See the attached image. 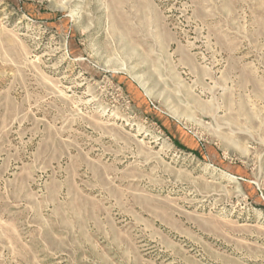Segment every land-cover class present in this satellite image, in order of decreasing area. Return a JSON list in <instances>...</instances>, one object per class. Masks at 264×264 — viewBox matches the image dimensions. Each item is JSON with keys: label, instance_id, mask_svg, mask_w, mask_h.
<instances>
[{"label": "rangeland", "instance_id": "rangeland-1", "mask_svg": "<svg viewBox=\"0 0 264 264\" xmlns=\"http://www.w3.org/2000/svg\"><path fill=\"white\" fill-rule=\"evenodd\" d=\"M0 264H264V0H0Z\"/></svg>", "mask_w": 264, "mask_h": 264}]
</instances>
